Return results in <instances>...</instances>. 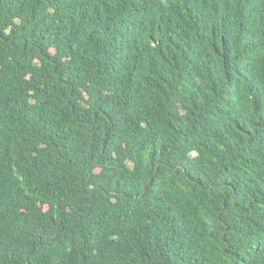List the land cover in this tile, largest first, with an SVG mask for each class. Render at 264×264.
I'll return each mask as SVG.
<instances>
[{"label": "trees", "instance_id": "16d2710c", "mask_svg": "<svg viewBox=\"0 0 264 264\" xmlns=\"http://www.w3.org/2000/svg\"><path fill=\"white\" fill-rule=\"evenodd\" d=\"M0 264H264V0H0Z\"/></svg>", "mask_w": 264, "mask_h": 264}]
</instances>
